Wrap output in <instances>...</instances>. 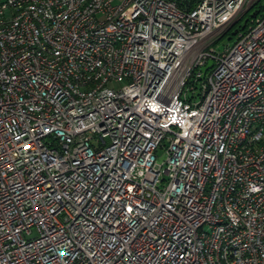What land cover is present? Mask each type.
Segmentation results:
<instances>
[{"label": "built area", "instance_id": "1", "mask_svg": "<svg viewBox=\"0 0 264 264\" xmlns=\"http://www.w3.org/2000/svg\"><path fill=\"white\" fill-rule=\"evenodd\" d=\"M252 2L0 0V264H264Z\"/></svg>", "mask_w": 264, "mask_h": 264}, {"label": "trees", "instance_id": "2", "mask_svg": "<svg viewBox=\"0 0 264 264\" xmlns=\"http://www.w3.org/2000/svg\"><path fill=\"white\" fill-rule=\"evenodd\" d=\"M252 8H253V9H252ZM250 9H252V11H251L250 13H248ZM262 9H263V6L259 4V0H255V1H253V2L249 5V7L247 8V10L244 12V14L247 13V17L244 19L243 24H239V23H238V21H239L240 18L242 17V16H241V17L238 19V21L235 22L234 24H232V25H231V26H230V27H229V28L223 33V35H222L220 38H222V37L225 36V35H228V37H227L228 39H231V38L233 39L234 35H235L238 31H241V30L245 29V28L248 26L249 22H250L253 18H255L256 16H258V15L261 14ZM244 14H243V15H244Z\"/></svg>", "mask_w": 264, "mask_h": 264}, {"label": "rangeland", "instance_id": "3", "mask_svg": "<svg viewBox=\"0 0 264 264\" xmlns=\"http://www.w3.org/2000/svg\"><path fill=\"white\" fill-rule=\"evenodd\" d=\"M250 1H255V0H250ZM259 4L262 5L264 7V0H259ZM253 9V8H252ZM252 9L249 10L248 13H250L252 11ZM247 17V13H245L244 15H242V17L240 18V20L238 21L239 24H243L244 19ZM228 35L223 36L222 38H220L216 43H214L212 46L214 47L215 51L220 52L223 50V46L225 44H231L233 39H228L227 38ZM125 81H118V82H112L109 83V87L111 88H118L120 87ZM198 85V84H196ZM197 87V86H196ZM163 152V148L162 147H158L155 151L156 155H161Z\"/></svg>", "mask_w": 264, "mask_h": 264}, {"label": "water", "instance_id": "4", "mask_svg": "<svg viewBox=\"0 0 264 264\" xmlns=\"http://www.w3.org/2000/svg\"><path fill=\"white\" fill-rule=\"evenodd\" d=\"M210 66H211V61H210V60H207V61L205 62V64L200 68V73H201L200 78L203 77L204 72H205L206 69H208ZM164 156H165L164 153H162L160 156H158V157L156 158V161H157V162H160L161 160L164 159Z\"/></svg>", "mask_w": 264, "mask_h": 264}]
</instances>
